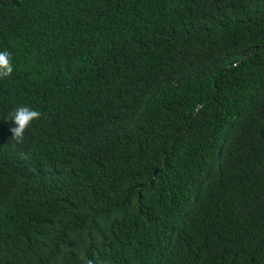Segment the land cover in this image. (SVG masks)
<instances>
[{
  "label": "trees",
  "instance_id": "16d2710c",
  "mask_svg": "<svg viewBox=\"0 0 264 264\" xmlns=\"http://www.w3.org/2000/svg\"><path fill=\"white\" fill-rule=\"evenodd\" d=\"M5 49L0 264H264V0H0Z\"/></svg>",
  "mask_w": 264,
  "mask_h": 264
},
{
  "label": "clouds",
  "instance_id": "9594fccd",
  "mask_svg": "<svg viewBox=\"0 0 264 264\" xmlns=\"http://www.w3.org/2000/svg\"><path fill=\"white\" fill-rule=\"evenodd\" d=\"M13 53L5 50H0V79H4L12 76L16 65L13 63ZM41 117V112L35 110L29 106H20L14 108L8 113L7 119L11 120L15 127L10 128L12 139L17 143H22L25 139V132L29 129L34 120H38ZM77 259L80 264H96L92 258L88 257L84 251H78L76 253Z\"/></svg>",
  "mask_w": 264,
  "mask_h": 264
}]
</instances>
